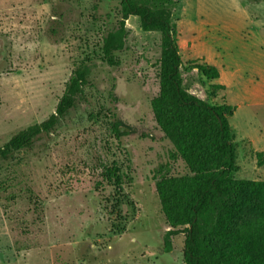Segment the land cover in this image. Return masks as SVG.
Segmentation results:
<instances>
[{
  "label": "rangeland",
  "instance_id": "374dc122",
  "mask_svg": "<svg viewBox=\"0 0 264 264\" xmlns=\"http://www.w3.org/2000/svg\"><path fill=\"white\" fill-rule=\"evenodd\" d=\"M122 0H0V146L51 116L76 66L92 74L86 100L32 150L0 161V264H185V235L172 238L156 183L187 173L155 122L162 55L158 32L127 21L121 64L102 61ZM169 6L185 88L236 108L230 124L236 178L264 180V2L152 0ZM218 68L204 79L193 62ZM226 90L211 94V86ZM116 129L121 130V134ZM109 168L122 176L110 182Z\"/></svg>",
  "mask_w": 264,
  "mask_h": 264
},
{
  "label": "trees",
  "instance_id": "16d2710c",
  "mask_svg": "<svg viewBox=\"0 0 264 264\" xmlns=\"http://www.w3.org/2000/svg\"><path fill=\"white\" fill-rule=\"evenodd\" d=\"M151 1H121L120 20L103 40L102 61L112 67L120 66L117 53L125 48L126 24L131 17L140 20L142 31L162 36L160 87L151 107L159 129L173 145L172 157L181 160L187 170L181 176H161L156 183L161 211L170 227L164 238L165 252L172 251L174 236L184 234L185 264H264V180L236 178V136L229 120L236 108L229 104L211 105L185 88L173 11L169 6H152ZM193 68L208 81L220 79L218 68L206 62L195 61ZM91 74L87 61L78 64L55 112L0 146V161L8 162L54 134L85 102ZM222 90H226L224 85L211 86L213 96ZM116 131L121 134L120 129ZM256 158L263 167L264 153L258 152ZM104 174L118 185L123 180L113 169L107 168Z\"/></svg>",
  "mask_w": 264,
  "mask_h": 264
},
{
  "label": "crops",
  "instance_id": "0c3cea01",
  "mask_svg": "<svg viewBox=\"0 0 264 264\" xmlns=\"http://www.w3.org/2000/svg\"><path fill=\"white\" fill-rule=\"evenodd\" d=\"M263 153V152H262Z\"/></svg>",
  "mask_w": 264,
  "mask_h": 264
}]
</instances>
